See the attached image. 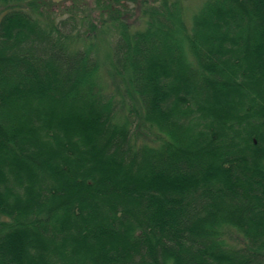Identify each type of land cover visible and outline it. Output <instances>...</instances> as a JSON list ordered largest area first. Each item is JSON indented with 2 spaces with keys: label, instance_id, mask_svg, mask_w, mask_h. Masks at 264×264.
<instances>
[{
  "label": "trees",
  "instance_id": "16d2710c",
  "mask_svg": "<svg viewBox=\"0 0 264 264\" xmlns=\"http://www.w3.org/2000/svg\"><path fill=\"white\" fill-rule=\"evenodd\" d=\"M90 1L0 0V264H264V0Z\"/></svg>",
  "mask_w": 264,
  "mask_h": 264
},
{
  "label": "rangeland",
  "instance_id": "374dc122",
  "mask_svg": "<svg viewBox=\"0 0 264 264\" xmlns=\"http://www.w3.org/2000/svg\"><path fill=\"white\" fill-rule=\"evenodd\" d=\"M90 2V0H54V3L56 5L55 9L57 12L67 13L71 10L76 12L77 14L88 11L87 7ZM198 4V0H190L188 2L190 12H193ZM73 5H75V7Z\"/></svg>",
  "mask_w": 264,
  "mask_h": 264
}]
</instances>
